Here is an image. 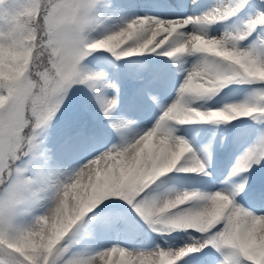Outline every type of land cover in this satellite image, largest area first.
<instances>
[{
	"label": "snow or ice",
	"instance_id": "6c2138e0",
	"mask_svg": "<svg viewBox=\"0 0 264 264\" xmlns=\"http://www.w3.org/2000/svg\"><path fill=\"white\" fill-rule=\"evenodd\" d=\"M190 7L166 18L129 16L120 0H0V264H264V183L250 178L264 161V0ZM104 51L197 58L141 127L118 111V85L82 65ZM232 82L260 87L221 107L194 106ZM77 84L94 94L111 138L81 124L51 144L45 129ZM247 118L256 135L224 186L158 190L172 173L212 176L176 125Z\"/></svg>",
	"mask_w": 264,
	"mask_h": 264
},
{
	"label": "bare ground",
	"instance_id": "6f19581e",
	"mask_svg": "<svg viewBox=\"0 0 264 264\" xmlns=\"http://www.w3.org/2000/svg\"><path fill=\"white\" fill-rule=\"evenodd\" d=\"M153 10L146 15H164L166 18L179 15V14H192V9L190 7V0H185V2L180 7H171L167 5H161L157 3ZM200 2L208 6L214 2V0H200ZM118 20L113 19L105 21V27H116ZM223 24L213 25L211 28L212 34H218L223 31ZM103 31V28H102ZM106 52V51H105ZM142 57H148L153 60L154 70L152 71L151 78L146 81L145 84H139L134 88H129L126 92L120 94L121 101L118 104V111L129 118L137 120L141 127H148L155 120L162 111V106L169 104L172 99L176 96V85L179 80L183 77L182 69L190 67L191 63L197 58L196 56L182 57V60L187 61L186 63H177L175 58H167L157 55H144ZM133 58V57H129ZM103 59V58H102ZM96 57L87 61L84 65L85 68L94 71H103L106 73L107 79L110 82H115V76H117L118 71L124 73L125 68L128 69L129 65H124L121 70L117 68L112 69L108 64L107 59L103 60ZM124 59V58H123ZM122 60V59H120ZM81 97L92 104H96L95 97L92 91L87 87V85H80ZM252 86H237L230 89L222 97L215 99L211 102H205L198 100L194 102V106L201 107H221L225 103L236 102L246 98L252 91ZM251 92H250V91ZM109 95L114 93V90H106ZM153 97H156L154 100ZM239 121H233L230 124L227 123H195L186 125H176L179 128V132L189 141L192 145L193 150H198L204 143H206L203 149L208 158V164L211 166L209 170L212 172V176H203L196 174H185V173H172L169 174L171 179H163V185L159 191H164L166 189L175 190H192L199 189L201 191L213 190L215 188L224 186L228 181L226 180L228 172L231 170L232 166L236 160H232L230 155L223 154L218 159L214 158L218 152L221 151L223 146L229 145L230 138L229 135L225 136L226 133L231 132V124L238 123ZM206 125V126H205ZM205 126V129L198 134L196 131L199 127ZM79 127V126H77ZM90 130L98 132L101 134L102 138L110 139L111 133L106 125V118L103 117L100 121H96L94 127ZM230 130V131H229ZM74 131V130H73ZM71 132H68V136ZM178 134V133H177ZM65 136V137H66ZM244 137V136H243ZM241 137L235 144V149L240 154L253 142L254 136H246V138ZM232 140V139H231ZM227 142V143H226ZM224 143V145H223ZM202 147V148H203ZM200 149L197 155H200ZM203 159V158H202ZM74 163V161H70ZM254 168V166H253ZM256 169V168H255ZM258 171H252L250 178L254 183H260L258 180ZM222 179V181H221ZM234 179V178H229ZM157 183H160L159 181ZM250 203H256L255 201H249ZM146 227V226H145ZM151 236H155V233H151ZM173 236L178 235L177 233H172ZM182 235V233L180 234ZM119 238L113 237L112 242H116ZM147 242V241H145Z\"/></svg>",
	"mask_w": 264,
	"mask_h": 264
},
{
	"label": "rangeland",
	"instance_id": "374dc122",
	"mask_svg": "<svg viewBox=\"0 0 264 264\" xmlns=\"http://www.w3.org/2000/svg\"><path fill=\"white\" fill-rule=\"evenodd\" d=\"M122 4L127 6V14L129 16H133L136 12L139 13V15H146L150 13L151 10H153L155 6V0H120ZM224 28V26H222ZM222 28V29H223ZM102 32V28L100 30ZM100 58L103 60V62L107 59L108 64L110 65V68L115 69L117 68L118 70H121L122 67L126 64L129 65L130 67L128 69L125 68L124 73H120L118 71L117 76H115V80L117 81V85L119 87V102L121 101V96L120 94L122 92H126L129 88H134L139 84H145L146 81H149L152 75V71L154 70V63L153 60L148 58V57H142V56H134L133 58H124L122 60H117L112 54L108 52H93L91 55L86 57L82 61V65L84 66L87 61L94 59V58ZM105 64V62H104ZM81 84L74 85L70 90L69 93L64 101V104L62 106V109H66L68 111L69 116L73 117L72 123L68 124L60 118H54L56 120H53L51 124L47 127L50 129V131H53L58 139V142L56 144H61L65 136L68 132H72L77 128V126H80L81 124H86L87 127L90 129L92 126L94 127V124L96 121H100L104 116L102 113H100L99 108L97 110L93 109V107H96V104H92L90 102L85 101L81 97V92H80V86ZM237 86H252L253 90L256 88L260 87L258 84H247V83H238V82H232L228 84L226 90L222 91V93L218 96H213L210 99H203V103L205 102H211L215 99H218L222 97L225 93H227L230 89L237 87ZM250 91V90H249ZM251 92V91H250ZM115 94V90L114 93ZM111 94V95H112ZM87 106L89 107L90 111L88 113V116H85V114L79 110V107ZM84 108V107H83ZM82 109V108H81ZM154 122V120H152ZM206 126V125H205ZM205 126L199 127L198 130L196 131L198 134H200L201 131L205 129ZM254 126L258 127L259 125L257 124L256 121H253L252 119L249 121H241L238 123H233L231 124V132L226 133L225 136L229 135L230 138V149L236 150L235 144L238 145L237 139L241 137L246 138L248 135H256ZM177 127V126H176ZM178 129V135H183L181 132H179ZM230 131V130H229ZM232 139V140H231ZM190 141V140H189ZM227 143V142H226ZM204 143L198 150L194 152L198 154V151L202 149V147L205 145ZM224 145V143H223ZM256 168V169H255ZM254 170L258 171V180L261 181L260 183H264L263 180H261V175L264 176V161H261L260 164L254 165ZM222 181V179H221ZM121 204H123V201H121ZM127 207V205H125ZM131 211V209H128ZM133 215H135L133 213Z\"/></svg>",
	"mask_w": 264,
	"mask_h": 264
},
{
	"label": "trees",
	"instance_id": "16d2710c",
	"mask_svg": "<svg viewBox=\"0 0 264 264\" xmlns=\"http://www.w3.org/2000/svg\"><path fill=\"white\" fill-rule=\"evenodd\" d=\"M56 117L64 118V120H66L68 122L72 121L71 117H69L68 113L66 112V109L64 110L61 108L60 112L57 113ZM45 134L48 136V142L49 143L56 144V142L58 141L59 138H57V135L53 131H50L49 128H46Z\"/></svg>",
	"mask_w": 264,
	"mask_h": 264
},
{
	"label": "clouds",
	"instance_id": "9594fccd",
	"mask_svg": "<svg viewBox=\"0 0 264 264\" xmlns=\"http://www.w3.org/2000/svg\"><path fill=\"white\" fill-rule=\"evenodd\" d=\"M203 43V42H202Z\"/></svg>",
	"mask_w": 264,
	"mask_h": 264
}]
</instances>
